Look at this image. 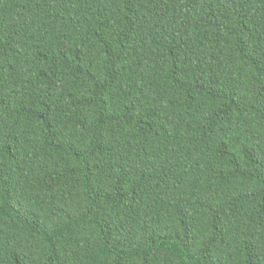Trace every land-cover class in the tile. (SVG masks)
<instances>
[{"label": "trees", "instance_id": "16d2710c", "mask_svg": "<svg viewBox=\"0 0 264 264\" xmlns=\"http://www.w3.org/2000/svg\"><path fill=\"white\" fill-rule=\"evenodd\" d=\"M0 264H264V0H0Z\"/></svg>", "mask_w": 264, "mask_h": 264}]
</instances>
